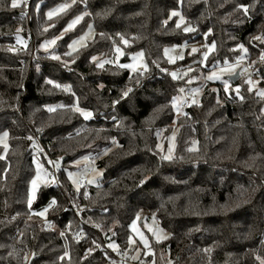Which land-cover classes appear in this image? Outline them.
Masks as SVG:
<instances>
[{
  "label": "trees",
  "instance_id": "1",
  "mask_svg": "<svg viewBox=\"0 0 264 264\" xmlns=\"http://www.w3.org/2000/svg\"><path fill=\"white\" fill-rule=\"evenodd\" d=\"M62 2L71 5L49 17L47 11ZM175 10L194 31L177 24ZM81 14V22L59 37ZM89 22L95 37L67 53ZM258 34L264 36V0H18L16 7L0 0V134L9 136L5 154L0 145V264H117L107 243L126 249L130 224L142 210L169 233L153 248L155 254L164 249L172 264H262L264 96L243 79L249 73L233 82L237 93L211 82L200 104L176 118L172 99L187 79L158 70L171 67L164 57L171 45L214 43L206 69L235 62L242 45L247 68L256 66L264 88ZM18 36L26 47L14 49ZM117 48L126 53L123 60L141 51L144 74L113 62ZM197 59L188 55L182 64ZM175 120L176 151L164 159L158 132L171 131ZM37 154L49 174L59 158L61 168L30 206ZM91 155H99L101 182L76 189L66 171ZM81 204L79 221L70 207ZM47 206L54 229L37 214ZM81 229L87 235L78 238Z\"/></svg>",
  "mask_w": 264,
  "mask_h": 264
},
{
  "label": "rangeland",
  "instance_id": "2",
  "mask_svg": "<svg viewBox=\"0 0 264 264\" xmlns=\"http://www.w3.org/2000/svg\"><path fill=\"white\" fill-rule=\"evenodd\" d=\"M61 5H68L69 7L71 3L62 2L54 6L53 8L49 9L47 11V15L50 11H52L54 12V14L51 17H55L59 15L60 13L64 12L68 8L66 7L60 11H55ZM174 12L177 13V15H174L176 16L177 24L184 25L185 29L186 28L189 29L188 32L194 31L193 25L185 24L186 23L185 18L183 17V15L181 14L179 10H175ZM82 18H83V15H81V19L71 29H68L67 31H65V29H67L66 27L59 37L73 30L81 22ZM95 34H96V29L94 27V24L91 22L87 23V26L85 30L83 31V33L73 38L69 42L68 47H67V53L75 52L81 49L82 47H84L89 41H91L95 37ZM82 36L84 37V40L81 41L80 37ZM53 40L56 41L57 39L55 38ZM74 41H76L77 43L73 44ZM54 43H51V44L43 43L41 45V49L48 50L54 45ZM69 45H73V47L70 48ZM26 46H27V40L24 39L22 36H18L17 44L16 46H14V49L26 47ZM193 48L196 49L195 52L192 51ZM165 49L168 50L167 53L164 50V57L167 61L168 66H171V67H177L176 65L183 66L182 67L183 78L187 79V86L182 87L180 91L178 92V94L175 96L177 97L176 107H174L176 118L183 115L185 112V108H186L185 103L188 97L189 90H195L194 94L191 95L192 105L200 104L201 96L204 91L203 90L204 85L207 83H211V82L218 83L219 82L222 84L225 90V81H227L228 89L226 93H231V92L237 93L239 86L233 83V81L230 79V76L234 75L239 70L247 69V66H248V63L246 61V54H247L246 47L242 48L241 55L235 62L219 63L213 67H210L209 69H206L207 67L206 64H207L208 56L215 49L214 43L210 44L205 40L204 41H190V42H184L182 44L171 45V46L166 47ZM205 52H207V56L204 55ZM125 54L126 53L122 49H120V52L115 51V54L112 59L113 62H115L121 67L122 65H126V64L137 65V70L135 71L131 68L123 67L129 70L130 73H135L140 68H145L147 66L145 64L144 56L141 51L130 53L129 57L126 60H123L122 58L125 56ZM195 54H198V59L195 62L188 63L187 65L182 64V61L186 58V56L195 55ZM197 64H199L198 71L196 70ZM226 68L228 70H224ZM173 73L176 74L175 78L172 75ZM213 73L217 74L220 78L219 79H208V77L212 75ZM170 75L172 76V78L177 80L178 77H177L176 70L172 71ZM243 79L245 80V82L249 84V87L252 90H254L257 95L264 96L261 94L262 92H264V88H262L259 84L260 76L248 74ZM85 111H88V110H85ZM91 116L89 118H91ZM178 131H179V125L177 123V120H175L172 124L171 131H169L168 133H165V131L158 132L157 145H159V147H157V149L163 157L170 155L172 158L174 156L175 151H176V137H177ZM5 133H7L6 136L4 135ZM8 140H9L8 132H3L0 134V145H2L4 148V154L9 147ZM196 147H197V142L194 141L192 148L195 149ZM169 148H171V152H169ZM47 163L48 165H51L52 161L48 159ZM34 164L36 167V174L33 180L35 179L37 181V186L35 190L33 191V185H32L33 180H32L30 183V188H29V197L30 196L32 197L31 204H29L30 206L35 203L39 188L41 186L54 183L53 180L49 179V168L43 162L39 154L34 156ZM38 164L42 166V170H39V175H38V168H37ZM71 165L74 168L72 170L68 168L66 172H67V176L69 180L71 181L73 187H75L76 189H80L85 184L97 185L101 182V178L103 176V169L98 167L95 164L93 165L90 164L89 156H82L81 158L73 162ZM69 173L72 174V178L69 177ZM73 180H76L77 183H73ZM89 181H92V182H89ZM48 211H49V207L47 206L41 211H39L37 214L40 215V213L43 212L44 214L40 216L43 219H46ZM133 221H135V230H133ZM133 221L130 224L131 235L128 240V247L125 249V251L130 253L131 260L136 261L142 258L145 261L149 260L151 264H154V263L162 264L164 260H168L169 259L168 254L167 252H165L164 249L158 250L157 251L158 254H155V251L153 248L155 242H162L166 240L169 235V233L158 223L156 218L153 215H150L146 210H142ZM110 245H115V247H110ZM107 247L111 252L119 256V258H123L124 256H126V253L123 252L124 250H121V248L118 246L116 241L108 242ZM117 264H122V263H117ZM126 264H133V263L127 262ZM166 264H172V263L170 260H168Z\"/></svg>",
  "mask_w": 264,
  "mask_h": 264
},
{
  "label": "built area",
  "instance_id": "3",
  "mask_svg": "<svg viewBox=\"0 0 264 264\" xmlns=\"http://www.w3.org/2000/svg\"><path fill=\"white\" fill-rule=\"evenodd\" d=\"M26 5H29V0H26ZM255 42H256V45L258 46V48H260L262 50V54H261V57L263 58L264 57V36L261 35V34H258L255 36L254 38ZM158 70L160 72H167V73H171L172 71L176 70L177 72V77L178 79H181L183 78V72H182V68L180 67H167V68H158ZM144 68H140L139 69V72L140 74H144ZM240 71V76H244L246 74H256L257 73V68L255 65H250L246 70H239ZM138 83H140V80L138 81ZM195 92V90H189L188 92V97H187V100H186V103H185V106H189L191 104V95H193ZM99 155H93L91 157H89V163L90 164H95L96 161H97V158H98ZM59 161L57 163H54L52 165V168H51V173L49 174V179L50 180H55L56 179V173L57 171L61 168V160L60 158L58 159ZM78 200L80 201V199L78 198ZM70 209L72 211L75 212L76 216L79 218V221H81V216L83 215V212L85 211V208L84 206L81 204V205H74L73 207H70ZM69 211V209H68ZM46 222V227L47 228H50V229H54V224L48 220H44ZM43 221V222H44ZM91 226H95L94 224H92ZM70 230V226L68 225L67 228H66V231H69ZM87 235V232L84 231L83 229H81V231L79 230L78 233H77V236L78 238H83ZM124 253H126V256H124L123 258H119L118 256V263H122V264H126L127 262H131L133 264H151L149 260L145 261L143 260L142 258L141 259H138L136 261H132L131 258H130V253H128L127 251H123ZM31 257V253H30V250L27 248L26 249V252H25V255H24V261H28ZM168 260L171 261L169 255H168ZM168 260H164L162 264H166ZM157 262V261H156ZM154 264H157V263H154Z\"/></svg>",
  "mask_w": 264,
  "mask_h": 264
},
{
  "label": "snow or ice",
  "instance_id": "4",
  "mask_svg": "<svg viewBox=\"0 0 264 264\" xmlns=\"http://www.w3.org/2000/svg\"><path fill=\"white\" fill-rule=\"evenodd\" d=\"M17 4H18V0H12V6L13 7H16L17 6ZM66 7H68V5H61V6H59V8L58 9H56L55 11H60V10H62L63 8H66ZM241 7H245V6H243V5H241ZM54 14V12H52V11H50L49 13H48V15L51 17L52 15ZM81 15H83V14H81ZM172 15H177V13H175V12H173L172 13ZM81 19V16H77L74 20H72L69 24H68V26H67V29H65V31H67L68 29H71L79 20ZM91 27V26H90ZM189 29H185V31H188ZM56 39H59V37H57ZM80 40L82 41V40H84V37L82 36V37H80ZM55 42V40H53V41H47V42H45L46 44H51V43H54ZM126 42V41H125ZM75 43H77L76 41H74L73 42V44H75ZM69 47L71 48V47H73V45H69ZM239 47H241V48H243V46L242 45H240ZM73 50H75V49H73ZM116 51L117 52H120V49L119 48H117L116 49ZM167 49H165V52L167 53ZM192 51L193 52H195L196 51V49L195 48H193L192 49ZM204 55L205 56H207V52H205L204 53ZM54 59H59V57H53ZM92 59L93 60H96V57H92ZM98 67H100V66H102V64H98L97 65ZM122 67H125V68H131V69H133L134 71L135 70H137V65H135V64H126V65H122ZM224 70H228L227 68L226 69H224ZM224 70H222V71H224ZM173 75V77L175 78V76H176V74L175 73H173L172 74ZM220 77L217 75V74H215V73H213L212 75H210L209 77H208V79H219ZM249 83H251V82H249ZM227 89H228V84H227V81H225V91H227ZM128 91H131L130 89L128 90ZM128 91H125L124 93H123V95H127L128 94ZM181 91H183V90H181ZM262 95H264V92H262L261 93ZM176 100H177V97H173V99H172V104H173V107H176ZM195 102V101H194ZM49 110H51V109H49ZM77 112H80L86 119L87 118H89L92 114H91V112H88V111H85L84 109H81V108H79V107H76V109H75ZM5 136L7 135V133H5L4 134ZM157 147H159V145H157ZM169 152H171V148H169ZM164 159H171V156L169 155V156H166V157H163ZM37 168H38V175H39V170H42V166L41 165H37ZM69 177L70 178H72V174L71 173H69ZM89 182H92V181H89ZM73 183H77V181L76 180H73ZM32 185H33V191L35 190V188H36V186H37V181L34 179L33 181H32ZM31 200H32V197L30 196L29 197V204H31ZM55 203V201L53 200V201H51L50 202V204H49V207H51L52 206V204H54ZM44 213L43 212H41L40 213V215H43ZM133 230H135V221H133ZM143 238V237H142ZM131 239V238H130ZM145 243H146V241H145ZM110 247H115V245H110ZM262 264H264V262H262Z\"/></svg>",
  "mask_w": 264,
  "mask_h": 264
},
{
  "label": "water",
  "instance_id": "5",
  "mask_svg": "<svg viewBox=\"0 0 264 264\" xmlns=\"http://www.w3.org/2000/svg\"><path fill=\"white\" fill-rule=\"evenodd\" d=\"M240 78V71H237L234 75L230 76V79L235 82Z\"/></svg>",
  "mask_w": 264,
  "mask_h": 264
}]
</instances>
